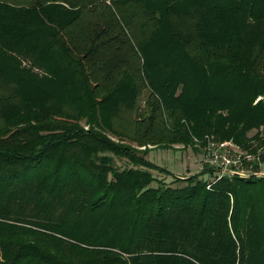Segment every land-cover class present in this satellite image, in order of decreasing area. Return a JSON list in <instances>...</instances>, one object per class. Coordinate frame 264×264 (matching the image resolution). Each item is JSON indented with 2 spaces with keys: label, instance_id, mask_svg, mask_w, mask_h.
Wrapping results in <instances>:
<instances>
[{
  "label": "trees",
  "instance_id": "1",
  "mask_svg": "<svg viewBox=\"0 0 264 264\" xmlns=\"http://www.w3.org/2000/svg\"><path fill=\"white\" fill-rule=\"evenodd\" d=\"M260 127L264 0H0V264H264V173L146 158Z\"/></svg>",
  "mask_w": 264,
  "mask_h": 264
},
{
  "label": "rangeland",
  "instance_id": "2",
  "mask_svg": "<svg viewBox=\"0 0 264 264\" xmlns=\"http://www.w3.org/2000/svg\"><path fill=\"white\" fill-rule=\"evenodd\" d=\"M83 124V121H81ZM257 133L250 140L251 146L248 148L241 147L243 150L251 151L258 153L260 156V168L262 173H264V128L253 129L249 131V135ZM201 153L198 147L194 144L189 143L184 145L182 143H173L170 148H153L146 155V158L155 164L164 167L166 170L180 175H191L199 173L202 168V163L200 162ZM114 163L119 168L127 167L130 164L125 158L114 156ZM152 173L155 177L164 179L167 183H171L170 176H163L155 170H152ZM203 177L210 179L209 175L205 173Z\"/></svg>",
  "mask_w": 264,
  "mask_h": 264
},
{
  "label": "built area",
  "instance_id": "3",
  "mask_svg": "<svg viewBox=\"0 0 264 264\" xmlns=\"http://www.w3.org/2000/svg\"><path fill=\"white\" fill-rule=\"evenodd\" d=\"M193 144L201 153L202 167L212 169L207 188L224 175L251 176L262 174L258 153L241 149L231 140H215L205 135L202 139L193 138Z\"/></svg>",
  "mask_w": 264,
  "mask_h": 264
}]
</instances>
